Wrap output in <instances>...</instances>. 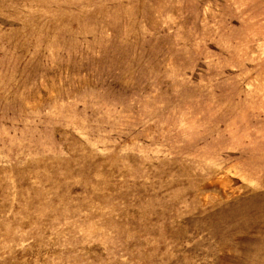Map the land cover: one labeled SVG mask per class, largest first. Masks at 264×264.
I'll return each mask as SVG.
<instances>
[{"label": "rangeland", "instance_id": "374dc122", "mask_svg": "<svg viewBox=\"0 0 264 264\" xmlns=\"http://www.w3.org/2000/svg\"><path fill=\"white\" fill-rule=\"evenodd\" d=\"M0 264H264V0H0Z\"/></svg>", "mask_w": 264, "mask_h": 264}]
</instances>
